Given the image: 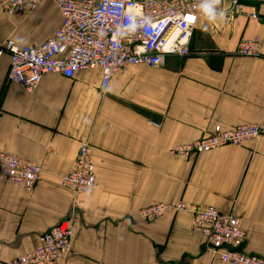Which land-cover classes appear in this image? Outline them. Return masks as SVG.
<instances>
[{
  "label": "crops",
  "instance_id": "0c3cea01",
  "mask_svg": "<svg viewBox=\"0 0 264 264\" xmlns=\"http://www.w3.org/2000/svg\"><path fill=\"white\" fill-rule=\"evenodd\" d=\"M223 16L201 17L187 56L165 64L127 66L102 88L99 70L73 77L45 74L33 91L8 80L9 54L0 59V149L41 166L37 185L0 180V264L35 249L39 236L73 217L71 250L56 264H230L215 257L192 214L180 202L233 212L246 232L244 249L264 256V137L187 158L178 145L264 119V1L215 0ZM256 14V17H252ZM61 15L53 0L22 17L0 6V41L39 44ZM258 38V55L238 53L240 41ZM88 142L96 183L87 193L63 187L80 145ZM166 207L144 219L152 204Z\"/></svg>",
  "mask_w": 264,
  "mask_h": 264
},
{
  "label": "built area",
  "instance_id": "2783aa9c",
  "mask_svg": "<svg viewBox=\"0 0 264 264\" xmlns=\"http://www.w3.org/2000/svg\"><path fill=\"white\" fill-rule=\"evenodd\" d=\"M42 0H0V6L13 17L36 10ZM61 20L53 34L39 44H19L13 39L0 41V59L10 57L8 80L33 91L45 74L73 77L80 70L101 72L103 89L114 74L130 65L159 67L168 55L187 56L194 30L204 13L201 0H53ZM264 1V0H262ZM239 7L231 0L229 11ZM256 17V14H252ZM191 17L192 19H188ZM258 38L240 41L238 53L258 55ZM3 115L0 112V128ZM264 137V120L227 129L217 124L210 134L191 143L175 146L171 152L187 158L229 144L241 145ZM38 162L0 149V180L21 184L31 191L41 173ZM96 182L92 149L83 142L74 167L59 183L75 193L89 192ZM165 205L152 204L140 211L146 220L163 214ZM192 214L191 230L204 236L206 247L223 262L264 264V256L244 249L246 232L239 217L215 205L180 202L175 206ZM71 216L43 232L35 249L16 257L12 264H56L71 250L76 224ZM141 264H204L158 260Z\"/></svg>",
  "mask_w": 264,
  "mask_h": 264
},
{
  "label": "clouds",
  "instance_id": "9594fccd",
  "mask_svg": "<svg viewBox=\"0 0 264 264\" xmlns=\"http://www.w3.org/2000/svg\"><path fill=\"white\" fill-rule=\"evenodd\" d=\"M200 9L204 13L205 18L212 22L217 19V17L223 16V12L218 11L215 7V0H201Z\"/></svg>",
  "mask_w": 264,
  "mask_h": 264
},
{
  "label": "rangeland",
  "instance_id": "374dc122",
  "mask_svg": "<svg viewBox=\"0 0 264 264\" xmlns=\"http://www.w3.org/2000/svg\"><path fill=\"white\" fill-rule=\"evenodd\" d=\"M264 120V119H262ZM67 174V173H66ZM96 183V182H95ZM95 185V184H94ZM93 188V187H92ZM76 224V223H75ZM76 231H77V226H76ZM76 233V232H75ZM75 235V234H74ZM74 237V236H73ZM72 247V246H71ZM62 256V255H61ZM59 259V258H58ZM58 261V260H57ZM57 263V262H56Z\"/></svg>",
  "mask_w": 264,
  "mask_h": 264
},
{
  "label": "snow or ice",
  "instance_id": "6c2138e0",
  "mask_svg": "<svg viewBox=\"0 0 264 264\" xmlns=\"http://www.w3.org/2000/svg\"><path fill=\"white\" fill-rule=\"evenodd\" d=\"M188 19H190V20H191L192 18H191V17H189Z\"/></svg>",
  "mask_w": 264,
  "mask_h": 264
}]
</instances>
